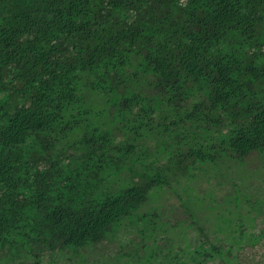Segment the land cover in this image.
Masks as SVG:
<instances>
[{
  "label": "trees",
  "instance_id": "1",
  "mask_svg": "<svg viewBox=\"0 0 264 264\" xmlns=\"http://www.w3.org/2000/svg\"><path fill=\"white\" fill-rule=\"evenodd\" d=\"M260 249L264 0H0V264Z\"/></svg>",
  "mask_w": 264,
  "mask_h": 264
},
{
  "label": "rangeland",
  "instance_id": "2",
  "mask_svg": "<svg viewBox=\"0 0 264 264\" xmlns=\"http://www.w3.org/2000/svg\"><path fill=\"white\" fill-rule=\"evenodd\" d=\"M255 184H257V183H255V182H253V183H251V185H255ZM229 188H232V186H229ZM201 191V190H200ZM261 250V249H260ZM261 252H264V250H261Z\"/></svg>",
  "mask_w": 264,
  "mask_h": 264
}]
</instances>
